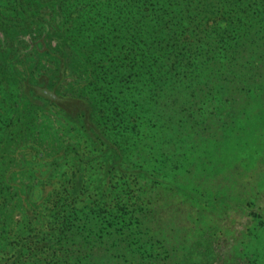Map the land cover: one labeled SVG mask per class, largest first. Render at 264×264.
<instances>
[{"label":"trees","instance_id":"16d2710c","mask_svg":"<svg viewBox=\"0 0 264 264\" xmlns=\"http://www.w3.org/2000/svg\"><path fill=\"white\" fill-rule=\"evenodd\" d=\"M246 31L264 39V0H0V264H61L69 237L135 209L126 160L149 113L142 102L169 89L178 59ZM16 90L36 113L55 110L77 142L18 143L25 115L2 96ZM253 205L239 264H264V211ZM222 228L176 264H220Z\"/></svg>","mask_w":264,"mask_h":264},{"label":"rangeland","instance_id":"374dc122","mask_svg":"<svg viewBox=\"0 0 264 264\" xmlns=\"http://www.w3.org/2000/svg\"><path fill=\"white\" fill-rule=\"evenodd\" d=\"M232 40L222 51L206 41L208 52L178 59L169 89L142 102L149 113L136 122L126 160L136 176L135 209L69 237L61 264H176L185 248L225 223L220 264H239L253 226L246 204L264 211V39L246 31ZM21 92L2 93L25 115L18 143L32 136L48 150L77 142L62 116L29 109Z\"/></svg>","mask_w":264,"mask_h":264}]
</instances>
